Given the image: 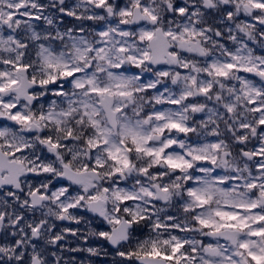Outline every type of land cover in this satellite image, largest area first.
I'll use <instances>...</instances> for the list:
<instances>
[{
	"label": "snow or ice",
	"instance_id": "6c2138e0",
	"mask_svg": "<svg viewBox=\"0 0 264 264\" xmlns=\"http://www.w3.org/2000/svg\"><path fill=\"white\" fill-rule=\"evenodd\" d=\"M65 251L264 264V0H0V264Z\"/></svg>",
	"mask_w": 264,
	"mask_h": 264
},
{
	"label": "flooded vegetation",
	"instance_id": "af4514ba",
	"mask_svg": "<svg viewBox=\"0 0 264 264\" xmlns=\"http://www.w3.org/2000/svg\"><path fill=\"white\" fill-rule=\"evenodd\" d=\"M69 23H71V21H68ZM82 215H85L87 217H92L91 213H86L83 212L81 213ZM57 223H67V222H57ZM100 223L99 220H95L93 222V226H96V224ZM104 226V225H102ZM82 228H84V225H81ZM106 227V226H104ZM78 243H82V242H76L73 240V238L69 237L68 240L65 242L66 248L67 247H76ZM84 247L87 246H95V247H110L106 244V242H100L95 240L94 238H90L89 243L88 244H83ZM57 251H59L57 249ZM65 259H71L72 257H75L76 259V264H81V261L84 262V264H89V262H91V264H109L111 257H90L86 252H78V253H71L68 251H65L63 253Z\"/></svg>",
	"mask_w": 264,
	"mask_h": 264
}]
</instances>
